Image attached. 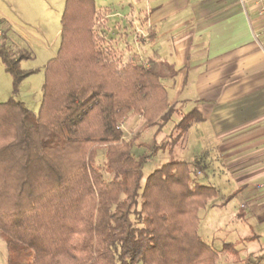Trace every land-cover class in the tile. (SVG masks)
I'll list each match as a JSON object with an SVG mask.
<instances>
[{
    "label": "trees",
    "instance_id": "16d2710c",
    "mask_svg": "<svg viewBox=\"0 0 264 264\" xmlns=\"http://www.w3.org/2000/svg\"><path fill=\"white\" fill-rule=\"evenodd\" d=\"M98 13L96 0H66L61 46L45 66L38 113L16 97L34 72L21 67L31 54L0 40L13 80V96L0 102V236L8 263L215 264L219 254L199 233V211L217 188L199 182L181 159L143 182L148 154L178 143L202 113L171 105L162 80L178 75L173 63L158 56L147 65L136 56L115 62L93 31ZM130 114L158 132L180 117L162 140L136 143L121 126ZM136 145L148 152L135 156ZM196 166L205 169L200 160Z\"/></svg>",
    "mask_w": 264,
    "mask_h": 264
},
{
    "label": "crops",
    "instance_id": "0c3cea01",
    "mask_svg": "<svg viewBox=\"0 0 264 264\" xmlns=\"http://www.w3.org/2000/svg\"><path fill=\"white\" fill-rule=\"evenodd\" d=\"M118 7L99 9L101 44L113 58L119 47L128 60L142 54L146 62L158 56L176 66L178 75L162 80L171 105L181 113L201 111L203 120L189 128L203 144L200 154L216 162L210 164L216 176L235 183L229 198L243 196L237 215L243 209L264 224V0H124ZM106 8L112 13L104 14ZM139 30L148 36L136 42ZM179 117L163 126L157 140L172 132Z\"/></svg>",
    "mask_w": 264,
    "mask_h": 264
},
{
    "label": "rangeland",
    "instance_id": "374dc122",
    "mask_svg": "<svg viewBox=\"0 0 264 264\" xmlns=\"http://www.w3.org/2000/svg\"><path fill=\"white\" fill-rule=\"evenodd\" d=\"M121 1L124 0H96V5L98 10L106 5L119 8L118 2ZM65 5L66 0H0V29L3 30L0 40H6L15 52L23 48L31 54L29 58L21 61V67L34 72L21 82L16 97L35 113L39 112L41 106L45 66L49 60L58 55L61 46V19ZM97 15L93 31L99 37L97 23L101 20L103 13ZM120 52V48L116 47L113 49L112 55L115 54V58H113L115 62L122 64L128 60L129 56L122 57ZM12 96V76L0 58V102H5ZM131 116V119L123 122L125 124L122 129L126 138L132 139L136 143L152 142L153 134H149V132L153 128L147 127L146 121L141 116L136 114H131ZM155 129L157 135L154 139L157 140L160 133L156 127H154V131ZM204 144L210 148L209 145H206L208 143ZM201 146L203 144H199L195 130L191 129L175 145L161 148L156 154H148L149 158L144 166L143 182L154 170L173 159L188 161L191 164L192 175L197 177L199 182L215 185L218 189L217 194L210 198L207 205L199 211V233L219 254L215 264H244V260H249L252 264H264V224H258L248 214L245 218L237 215L243 196L238 194L229 198L236 189L235 183H228L222 176L215 175V167L210 164L216 162L210 156L200 154ZM147 152L145 147L136 145L133 148V154L137 157ZM104 158V149H101L98 162L102 164ZM200 159L203 160L200 163L209 165L203 173L196 166L197 160ZM106 176L110 177L108 174ZM250 210H252L251 205L247 211ZM251 232L257 233L258 237L237 243ZM226 243L232 244L231 250L225 247ZM231 251H235L241 260L236 261ZM0 264H9L7 244L1 236Z\"/></svg>",
    "mask_w": 264,
    "mask_h": 264
},
{
    "label": "built area",
    "instance_id": "2783aa9c",
    "mask_svg": "<svg viewBox=\"0 0 264 264\" xmlns=\"http://www.w3.org/2000/svg\"><path fill=\"white\" fill-rule=\"evenodd\" d=\"M99 23V22H98ZM97 23V24H98ZM2 34H3V30H1L0 29V37L2 36ZM148 36V33L147 32H141L140 30L136 33V35H135V41L136 42H139V40H140V37H147ZM138 62L139 63H141V64H145V65H147V62H146V60H145V58H144V56L141 54V55H139V58H138ZM242 207H244V205H242Z\"/></svg>",
    "mask_w": 264,
    "mask_h": 264
}]
</instances>
